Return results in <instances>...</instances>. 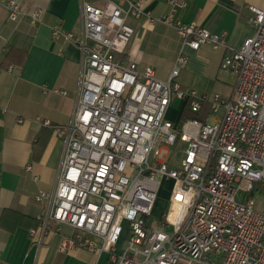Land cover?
<instances>
[{
  "label": "built area",
  "instance_id": "2783aa9c",
  "mask_svg": "<svg viewBox=\"0 0 264 264\" xmlns=\"http://www.w3.org/2000/svg\"><path fill=\"white\" fill-rule=\"evenodd\" d=\"M16 22L19 0H0ZM175 5V0H170ZM253 33L224 58L232 94H200L174 81L187 57L180 53L168 80L152 67L124 58L135 33L130 20L175 27L185 44L227 47L226 33L154 17L143 0H80V30L52 26L55 40L81 51V76L71 122L52 126L64 153L51 193L29 234L37 244L68 225L61 249L108 253L111 264H264V8L250 6ZM36 8L30 22L40 21ZM13 65H9L11 71ZM174 97L199 112L221 109L215 124L173 122ZM182 153L178 167L163 150ZM163 179L173 182L166 212L154 209ZM122 243V246L120 244Z\"/></svg>",
  "mask_w": 264,
  "mask_h": 264
},
{
  "label": "crops",
  "instance_id": "0c3cea01",
  "mask_svg": "<svg viewBox=\"0 0 264 264\" xmlns=\"http://www.w3.org/2000/svg\"><path fill=\"white\" fill-rule=\"evenodd\" d=\"M19 1L22 13L16 22L7 19L0 3V264H111L106 252L62 250L63 237L74 232L68 225L50 230L40 244L29 234L43 210L36 195L53 191L64 153V140L52 126L71 122L81 76L80 49L55 40L51 29L59 24L78 33L80 0ZM143 1L154 17L172 11L175 21L225 32L227 47L203 44L193 49L173 26L132 19L135 33L124 58L139 69L152 67L166 81L183 53L186 64L174 78L182 89L229 97L234 83L223 69L224 58L253 33L250 6L264 8V0H175V5L170 0ZM36 8L43 14L33 25L30 14ZM186 105L174 97L168 118L180 122Z\"/></svg>",
  "mask_w": 264,
  "mask_h": 264
},
{
  "label": "rangeland",
  "instance_id": "374dc122",
  "mask_svg": "<svg viewBox=\"0 0 264 264\" xmlns=\"http://www.w3.org/2000/svg\"><path fill=\"white\" fill-rule=\"evenodd\" d=\"M231 83H234L233 78H231ZM223 115V110L221 109L218 113L216 114H211L208 119L207 122L209 124H215L217 123V121L220 119V117ZM173 121L177 122L178 121V117H174L171 118ZM174 149L171 147L170 151L168 152L167 150H163L161 155H160V159H164L166 156H170L171 157V167H178L179 165V161L182 157V153L180 152H174ZM172 185L173 182L170 179H163L162 180V184L160 187V191L158 193V199L156 201V205H155V209H154V221L157 224L158 220L161 218L162 214L164 212L167 211L168 206H169V202H170V198H171V192H172ZM257 203H258V207L260 209H264V202H263V197L262 195H257Z\"/></svg>",
  "mask_w": 264,
  "mask_h": 264
},
{
  "label": "trees",
  "instance_id": "16d2710c",
  "mask_svg": "<svg viewBox=\"0 0 264 264\" xmlns=\"http://www.w3.org/2000/svg\"><path fill=\"white\" fill-rule=\"evenodd\" d=\"M210 115V106L207 103L203 104L202 109L199 112L193 111L189 103H187L186 107L184 108L181 114L180 122H184L189 119H199L206 122Z\"/></svg>",
  "mask_w": 264,
  "mask_h": 264
}]
</instances>
